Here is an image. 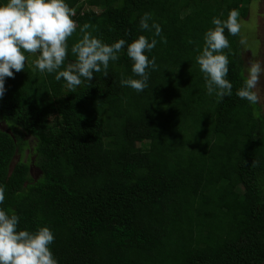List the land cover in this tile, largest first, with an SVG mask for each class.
Masks as SVG:
<instances>
[{
	"label": "trees",
	"instance_id": "16d2710c",
	"mask_svg": "<svg viewBox=\"0 0 264 264\" xmlns=\"http://www.w3.org/2000/svg\"><path fill=\"white\" fill-rule=\"evenodd\" d=\"M251 1L65 0L77 23L65 67L84 23L104 43H130L153 38L139 23L152 14L167 43L157 36L145 53L157 65L148 87L120 85L122 73L138 78L126 45L107 76L94 73L74 92L29 54L5 78L0 209L18 215L19 230L49 227L58 264L264 262V115L236 95L240 35L225 30L232 95H208L195 60L213 17L236 9L243 18Z\"/></svg>",
	"mask_w": 264,
	"mask_h": 264
},
{
	"label": "clouds",
	"instance_id": "9594fccd",
	"mask_svg": "<svg viewBox=\"0 0 264 264\" xmlns=\"http://www.w3.org/2000/svg\"><path fill=\"white\" fill-rule=\"evenodd\" d=\"M73 15L65 0H5L0 3V98L6 91L5 78H14V71H23L29 55L34 57L31 63L36 69L41 73H54L57 81L63 79L69 92H74L84 81H91L94 73L103 72L107 76L110 61L119 59L125 45L132 61L131 72L138 78L125 77L122 73L120 85L137 92L148 87V69L156 70L157 65L155 57L149 59L145 53L155 48L157 36L161 37L160 42L167 43L161 26L154 21L150 25L151 13H144L139 22L142 30H154L151 40L139 35L130 43L119 39L107 44L93 35L94 25L84 23L70 47L74 62L65 67L69 39L77 32ZM239 16L238 10L232 9L226 19L213 17V27L203 35L202 48L196 49L195 60L203 74L207 94H215L218 100L232 95L233 85L226 78L229 59L224 50L230 48V43L225 30L232 36L240 35ZM244 71L246 75L236 95L250 104H257L264 65L250 59ZM4 192V187L0 186V204L4 202ZM18 223L17 214L0 209V264H58L49 247L55 239L50 228L38 226L34 231L19 230Z\"/></svg>",
	"mask_w": 264,
	"mask_h": 264
},
{
	"label": "rangeland",
	"instance_id": "374dc122",
	"mask_svg": "<svg viewBox=\"0 0 264 264\" xmlns=\"http://www.w3.org/2000/svg\"><path fill=\"white\" fill-rule=\"evenodd\" d=\"M241 23L240 43L242 49L243 68L246 69L249 60H257L264 65V0H252L248 5L245 17L239 18ZM245 75L246 72L244 71ZM260 111L264 115V75L258 85ZM2 125V124H1ZM31 150L28 146L24 149L23 158ZM33 176L38 174V169L32 165ZM264 264V262L262 263Z\"/></svg>",
	"mask_w": 264,
	"mask_h": 264
}]
</instances>
